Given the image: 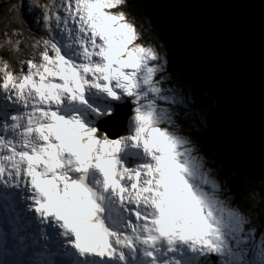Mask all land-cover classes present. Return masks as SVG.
<instances>
[{"label":"snow or ice","instance_id":"6c2138e0","mask_svg":"<svg viewBox=\"0 0 264 264\" xmlns=\"http://www.w3.org/2000/svg\"><path fill=\"white\" fill-rule=\"evenodd\" d=\"M125 6L9 5L12 34L0 41V264H264V202L257 211L233 164L243 145L219 97L169 73L118 11ZM29 18L44 35L26 31ZM73 190L91 202L86 223L76 222Z\"/></svg>","mask_w":264,"mask_h":264},{"label":"water","instance_id":"95a60500","mask_svg":"<svg viewBox=\"0 0 264 264\" xmlns=\"http://www.w3.org/2000/svg\"><path fill=\"white\" fill-rule=\"evenodd\" d=\"M186 74L219 97L243 150L238 167L264 183V0H139Z\"/></svg>","mask_w":264,"mask_h":264},{"label":"trees","instance_id":"16d2710c","mask_svg":"<svg viewBox=\"0 0 264 264\" xmlns=\"http://www.w3.org/2000/svg\"><path fill=\"white\" fill-rule=\"evenodd\" d=\"M13 2H18V0H0V41H2L8 33H12L10 24V17L8 16V12L10 11L9 5ZM125 7H122L120 9L124 10L130 19L136 21L138 24H141L143 22H146V20H149L150 23L153 24L154 27L157 25L149 15V13L146 11L145 7L140 3L139 0H127ZM29 23L31 24L30 31L32 33L33 28V20L32 18H29ZM161 38L163 39V42L165 43L167 47V53L169 58L168 63V71L173 74L176 78L183 79L187 84L191 85L193 87V90L199 92L200 89L197 87V85L193 82V80L186 74L183 67L179 63L178 59L173 54L170 44L168 43L167 39L165 38L162 31H160ZM35 36H38L37 34L33 33ZM144 41L146 44L148 42H151L154 37L149 36L147 33H144ZM39 37V36H38ZM19 39H26V37H20ZM156 40V39H155ZM18 67V66H17ZM191 136H193L194 139H200L198 134L195 132L188 133ZM200 148L202 151V154L211 157V152L208 149L207 145L204 143V141L201 139L200 141ZM234 166L236 165V162L233 161ZM209 166L216 167V164L213 163L212 159H209ZM239 175V174H237ZM251 183V188L254 192H257L262 199V202H264V183L259 181H252L249 180Z\"/></svg>","mask_w":264,"mask_h":264},{"label":"rangeland","instance_id":"374dc122","mask_svg":"<svg viewBox=\"0 0 264 264\" xmlns=\"http://www.w3.org/2000/svg\"><path fill=\"white\" fill-rule=\"evenodd\" d=\"M129 1V0H128ZM26 2H28V0H26ZM127 2V0H126ZM31 3L33 4H37V5H45V4H55L56 6H59V4L61 3V0H31ZM118 11H123L125 13V15L127 16V18L132 21V19L129 18V16L127 15V13L122 10V9H118ZM69 23H71V21H69ZM136 26L138 28V30L140 32L143 33H147L149 36L154 37L153 40L151 42H148L146 44V42L143 40L141 41L142 43H145V45H153L155 46L158 50H160L161 54L166 58L167 62L169 63V58H168V53H167V47L165 45V43L163 42V39L161 38V34L159 32L162 31L158 26L154 27L152 23H150L149 20H146V22H143L141 24H138L136 21ZM32 34L35 33L38 36L44 35V30L42 27V24H37L33 21V28H32ZM12 33H8L7 36H11ZM37 36V37H38ZM12 39H17V37H12ZM156 39V40H155ZM169 66V65H168ZM169 72V71H168ZM170 73V72H169ZM191 89H193V87L189 84H187ZM173 86H175V81L173 82ZM211 167V166H209ZM255 195V207L257 209V211L259 210L261 204H262V199L260 198L259 194L257 192H254ZM3 213V206L0 205V214ZM259 236L257 237V242L259 243Z\"/></svg>","mask_w":264,"mask_h":264},{"label":"clouds","instance_id":"9594fccd","mask_svg":"<svg viewBox=\"0 0 264 264\" xmlns=\"http://www.w3.org/2000/svg\"><path fill=\"white\" fill-rule=\"evenodd\" d=\"M71 195L74 198V216L77 223H86L92 218L93 209L91 202L88 200L86 194L79 190H73Z\"/></svg>","mask_w":264,"mask_h":264}]
</instances>
